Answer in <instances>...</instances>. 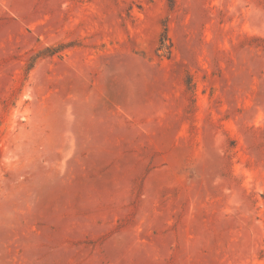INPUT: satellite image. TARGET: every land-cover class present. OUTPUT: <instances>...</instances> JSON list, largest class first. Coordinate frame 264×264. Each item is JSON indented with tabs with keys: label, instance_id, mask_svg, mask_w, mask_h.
<instances>
[{
	"label": "rangeland",
	"instance_id": "374dc122",
	"mask_svg": "<svg viewBox=\"0 0 264 264\" xmlns=\"http://www.w3.org/2000/svg\"><path fill=\"white\" fill-rule=\"evenodd\" d=\"M0 264H264V0H0Z\"/></svg>",
	"mask_w": 264,
	"mask_h": 264
},
{
	"label": "trees",
	"instance_id": "16d2710c",
	"mask_svg": "<svg viewBox=\"0 0 264 264\" xmlns=\"http://www.w3.org/2000/svg\"><path fill=\"white\" fill-rule=\"evenodd\" d=\"M162 40H163V42L168 40V37H167V34L166 33H164Z\"/></svg>",
	"mask_w": 264,
	"mask_h": 264
}]
</instances>
